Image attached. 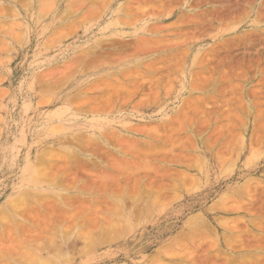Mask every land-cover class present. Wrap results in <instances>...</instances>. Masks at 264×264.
Returning <instances> with one entry per match:
<instances>
[{
  "label": "rangeland",
  "instance_id": "obj_1",
  "mask_svg": "<svg viewBox=\"0 0 264 264\" xmlns=\"http://www.w3.org/2000/svg\"><path fill=\"white\" fill-rule=\"evenodd\" d=\"M49 1L0 0V264H264V0Z\"/></svg>",
  "mask_w": 264,
  "mask_h": 264
},
{
  "label": "bare ground",
  "instance_id": "obj_2",
  "mask_svg": "<svg viewBox=\"0 0 264 264\" xmlns=\"http://www.w3.org/2000/svg\"><path fill=\"white\" fill-rule=\"evenodd\" d=\"M30 1H32V0H30ZM39 2H38V4L39 5H41L40 6V8H42L38 13H44V15H50V13H52L53 12V9L54 8H56V5H55V3H53V2H50L49 0H46V1H44V0H38ZM49 2H50V4H49ZM30 4H31V2H30ZM83 5V4H82ZM29 6V5H28ZM30 7V6H29ZM38 8H39V6H38ZM119 9V8H118ZM90 10V9H89ZM95 10H97V9H95ZM93 11V10H92ZM121 11H119V13H120ZM39 15H41V14H39ZM119 15V14H118ZM122 15H124V14H122ZM43 18V17H42ZM116 19V18H115ZM115 19H114V21H115ZM122 21L123 20H126V18H123V19H121ZM118 21V20H117ZM121 21V23H123ZM133 21V20H132ZM138 23V22H137ZM18 24V23H17ZM114 24V23H113ZM112 24V25H113ZM125 24V23H124ZM171 24V23H170ZM127 25V24H126ZM9 26V25H8ZM123 26H125V25H123ZM137 27V26H136ZM139 27V26H138ZM134 28V27H133ZM147 28V27H146ZM145 28V29H146ZM149 28V27H148ZM147 28V29H148ZM114 29V28H113ZM6 30V29H5ZM12 30V29H11ZM127 30V29H126ZM153 30V29H152ZM119 31V30H118ZM117 31V32H118ZM136 31V30H135ZM148 31V30H147ZM149 31H150V29H149ZM114 32V31H113ZM119 32H121V31H119ZM126 32V31H125ZM155 32V31H154ZM116 33V32H115ZM114 33V34H115ZM151 33H153V32H151ZM117 34V33H116ZM119 34H122V32L121 33H119ZM133 34V33H132ZM136 34V33H135ZM150 34V33H149ZM16 35V34H15ZM140 38V37H139ZM142 38H144V37H142ZM141 38V39H142ZM146 38V37H145ZM140 39V40H141ZM148 43V42H147ZM98 44V43H97ZM100 44V43H99ZM98 44V45H99ZM138 44V43H137ZM243 44V43H242ZM146 45V44H145ZM139 47V46H138ZM117 51V50H116ZM187 51V50H186ZM122 52V51H121ZM244 52V51H243ZM116 53V52H115ZM85 54H87V52H85ZM103 53H101V55H102ZM118 54V53H117ZM106 55V54H105ZM80 57V56H79ZM79 57L76 59V60H74V61H79L78 59H79ZM0 59H2V58H0ZM82 59V58H81ZM80 59V60H81ZM208 59V58H207ZM82 61V60H81ZM89 62V61H88ZM80 64V63H79ZM81 65V64H80ZM176 67V66H175ZM150 83V82H149ZM229 86V85H228ZM225 89V88H224ZM61 100V102H63V99H60ZM56 101H51V103L52 104H54ZM55 115H56V113H55ZM65 115V114H64ZM69 115V114H68ZM60 117H61V115H59ZM72 116L74 117L75 115H73L72 114ZM68 117V116H67ZM55 118V117H54ZM59 118V117H58ZM74 119V118H73ZM174 119V118H173ZM179 119V118H178ZM75 121V120H74ZM62 122H64V121H62ZM57 124V123H56ZM73 124V123H72ZM51 125V124H50ZM63 126V125H62ZM60 130V129H59ZM51 131V130H50ZM98 149V148H97ZM49 153V152H48ZM44 159H46V158H44ZM49 160V159H48ZM50 160H52V159H50ZM47 161V160H46ZM66 161V160H65ZM144 165V164H143ZM119 167V166H118ZM129 167V166H128ZM46 167H45V164L44 163H42V161H41V159H39L38 158V161L35 163H33L32 162V160L31 159H28L27 160V163H26V166H25V169H26V172H25V174H26V176H28V177H30V186H32V185H34V186H37V187H40V186H38L39 184H41L42 186H43V182H42V179L45 177V176H50V174H53V173H51L50 172V174H48V170H46L45 169ZM58 168V167H57ZM55 174V173H54ZM57 176L58 175H56L55 174V176H53V177H51V178H46V179H48V180H50L51 182H50V184L49 185H52V184H55V182L57 181L56 179H57ZM113 176V175H112ZM131 176V175H130ZM45 179V178H44ZM72 179V178H71ZM41 186V187H42ZM37 187H34V188H37ZM29 188H31V187H29ZM42 190V189H41ZM30 191V190H29ZM29 193V192H28ZM21 194V193H20ZM18 197V196H17ZM26 201H27V199H26V197H25V195H20L18 198H12V200H8V201H6V206H4L3 207V209L5 208L6 210H4V211H7V210H13L14 211V213H16L17 212V208L18 207H21V206H24L25 207V205H26ZM52 205V204H51ZM49 207V206H48ZM52 208V207H51ZM54 211V210H53ZM64 214V213H63ZM39 216V215H38ZM47 220V219H46ZM107 220H109V219H107ZM132 221V220H131ZM43 222V221H42ZM74 223V222H73ZM118 224H120V221H119V223ZM44 225V224H43ZM127 226V225H126ZM129 227V226H128ZM117 233V232H116ZM120 233V232H119ZM85 235H87L86 233H84ZM65 235V234H64ZM66 237V236H65ZM80 237V236H79ZM91 237V236H90ZM84 238H88V237H80V239H82V240H84ZM67 239V238H66ZM77 239H79V238H77ZM68 242H69V239H67V240H65V239H62V242H61V245H59V247L61 248V251H63V253L64 254H67L68 253V248H67V246H68ZM87 242V241H86ZM97 242V241H96ZM89 243H91V241L89 242ZM89 243H87V244H89ZM6 245V244H5ZM91 245V244H90ZM84 247H87V245H85ZM89 247V246H88ZM50 248H54L53 246H50ZM50 248L48 247L47 248V250L48 251H46V253H45V255H40V256H38V261L40 262V263H42L41 262V260H43V263H45V264H51V261H50V256L49 255H51L52 256V253L50 252L51 250H50ZM92 248H94V247H92ZM81 249V248H80ZM79 249V250H80ZM96 249V248H95ZM85 250V249H84ZM61 254H62V252H61ZM169 255V254H168ZM56 256V255H55ZM175 256V255H174ZM173 257V256H172ZM174 258V257H173ZM159 260V259H158ZM167 260V257H161V259L159 260V261H157L156 263L157 264H171V262H169V261H166ZM169 260V259H168ZM153 264H155V263H153Z\"/></svg>",
  "mask_w": 264,
  "mask_h": 264
}]
</instances>
